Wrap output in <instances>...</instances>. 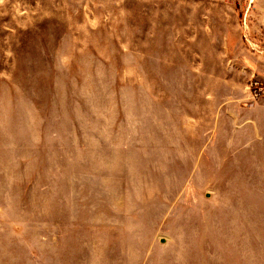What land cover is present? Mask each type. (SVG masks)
Wrapping results in <instances>:
<instances>
[{"label": "rangeland", "instance_id": "374dc122", "mask_svg": "<svg viewBox=\"0 0 264 264\" xmlns=\"http://www.w3.org/2000/svg\"><path fill=\"white\" fill-rule=\"evenodd\" d=\"M0 264H264V0H0Z\"/></svg>", "mask_w": 264, "mask_h": 264}]
</instances>
